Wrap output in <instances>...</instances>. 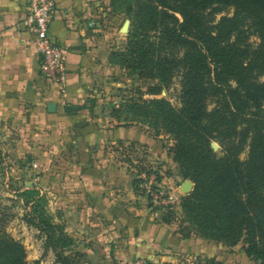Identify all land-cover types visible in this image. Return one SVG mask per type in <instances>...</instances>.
<instances>
[{
	"label": "trees",
	"instance_id": "16d2710c",
	"mask_svg": "<svg viewBox=\"0 0 264 264\" xmlns=\"http://www.w3.org/2000/svg\"><path fill=\"white\" fill-rule=\"evenodd\" d=\"M119 3L132 28L126 50L113 52L111 62L157 81L152 95L177 75L182 89L180 108L123 97L113 116L128 126L143 121L164 129L183 178L195 185L181 203L189 222L231 246L244 237L247 255L264 264V0H111L116 14ZM229 8L234 13L225 15ZM140 182L135 178L137 191ZM39 226L58 263L79 264L80 253H65L68 237H57L43 218ZM0 264H29L23 246L1 238Z\"/></svg>",
	"mask_w": 264,
	"mask_h": 264
},
{
	"label": "crops",
	"instance_id": "0c3cea01",
	"mask_svg": "<svg viewBox=\"0 0 264 264\" xmlns=\"http://www.w3.org/2000/svg\"><path fill=\"white\" fill-rule=\"evenodd\" d=\"M28 10L29 0H0V144H14L49 174L44 190L66 231L85 241L81 253L157 261L173 236L151 223L133 170L119 157L122 145L151 139L101 110L119 69L111 62L119 41L111 0H57L49 39L63 57L62 86L43 76L35 31L22 24ZM67 105L80 110L66 113Z\"/></svg>",
	"mask_w": 264,
	"mask_h": 264
},
{
	"label": "rangeland",
	"instance_id": "374dc122",
	"mask_svg": "<svg viewBox=\"0 0 264 264\" xmlns=\"http://www.w3.org/2000/svg\"><path fill=\"white\" fill-rule=\"evenodd\" d=\"M119 5V21L115 28L119 41L115 42V48L118 49L117 52H123L128 46L130 31L128 34L119 33L126 21L130 22L131 30L132 21L126 13V5ZM233 13V8L224 12L225 15ZM224 14L219 15L216 20ZM259 43L257 37H251L250 44L257 46ZM116 66L119 68L118 73L112 78L113 83L105 92L106 97L101 104L104 115H108L113 106H118L123 97L149 101L166 100L176 108L181 107L180 75L175 76L170 87L164 88L161 94L152 95L149 88L156 86L157 81L144 79L133 69L119 64ZM209 108H213L212 103ZM133 125L149 136L151 147L144 143L122 145L120 160L130 166L135 178L141 180L138 191L146 198L151 223L167 228L173 236L170 247L159 252L157 256L160 258L157 261L139 259L135 264H260L247 255L244 237L238 244L231 246L226 242L205 237L193 227L183 212L181 203L183 197L193 192L195 185L189 179L183 178L180 166L173 159L172 137L164 129L147 122L137 121ZM213 143L218 146L217 150L212 147L214 151L220 153V145ZM13 146L5 147L0 144V239L9 238L21 244L29 264H60L48 235L39 226V219L43 218L52 225L57 237L66 236L71 240L64 250L70 256L80 253L82 256L76 258L79 264H120L115 257H111L112 254H108L111 252L109 250L104 255L97 249L93 255L79 251L85 241L81 237H72L66 231L65 225L57 218L58 211L53 204L52 192L44 190L49 183V174L43 173L39 162L30 166L31 163L23 159ZM12 148L15 153L11 151ZM245 158L246 154H243L242 159ZM186 181L193 184L189 194H184L181 190ZM148 188L155 189V194L156 189L164 192V197L160 199V195L157 205L152 203ZM165 221H170V225H166Z\"/></svg>",
	"mask_w": 264,
	"mask_h": 264
},
{
	"label": "built area",
	"instance_id": "2783aa9c",
	"mask_svg": "<svg viewBox=\"0 0 264 264\" xmlns=\"http://www.w3.org/2000/svg\"><path fill=\"white\" fill-rule=\"evenodd\" d=\"M57 0H29V10L23 21V26L34 30L36 34L35 47L41 56V70L43 76L55 85L62 86L66 80V69L59 48L55 47L50 39L49 32L54 19ZM37 167V165H35ZM148 188L152 203L158 204L159 197L164 192L159 189ZM144 264V263H139Z\"/></svg>",
	"mask_w": 264,
	"mask_h": 264
},
{
	"label": "water",
	"instance_id": "95a60500",
	"mask_svg": "<svg viewBox=\"0 0 264 264\" xmlns=\"http://www.w3.org/2000/svg\"><path fill=\"white\" fill-rule=\"evenodd\" d=\"M130 31V22L129 21H126L124 26L122 27V30L121 32L123 34H128ZM80 110V108H76V107H73V106H70V105H67L64 107V111L66 113H75V112H78ZM212 147L217 150L218 149V146L213 143L212 144ZM193 188V184L190 182V181H186L184 182V184L181 186V190L184 194H189L191 192Z\"/></svg>",
	"mask_w": 264,
	"mask_h": 264
}]
</instances>
